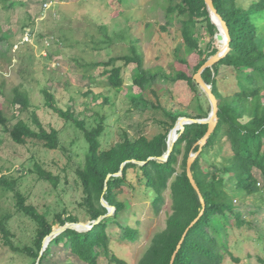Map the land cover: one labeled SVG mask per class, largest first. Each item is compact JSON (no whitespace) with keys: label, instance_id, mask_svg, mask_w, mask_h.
Instances as JSON below:
<instances>
[{"label":"trees","instance_id":"obj_1","mask_svg":"<svg viewBox=\"0 0 264 264\" xmlns=\"http://www.w3.org/2000/svg\"><path fill=\"white\" fill-rule=\"evenodd\" d=\"M116 1L121 6L132 0ZM212 1L217 13L227 24L231 41L229 53L202 73L203 80L211 85L212 93L218 100L216 128L191 167L204 207L187 178L186 162L191 152L199 151L196 143L205 135L207 125H186L168 160L159 161L157 158L167 152L169 131L177 119L185 115L163 107L159 92L164 90L165 84L186 83L194 94L192 104L189 105L194 106V114L187 117L206 118L210 107L205 109L202 106V97L205 96L195 83L194 75L207 59L222 50L224 42L217 38L218 31L210 21L204 0H169L168 5L163 7L166 23L179 24L181 42L175 47L174 56L185 66V71L172 69L165 72L158 68L154 72L145 68L140 41L130 34L131 26L126 28L129 34L127 53L83 66L87 71L101 67L107 87L119 91L123 86L124 68L134 64L133 83L140 89L135 99L146 107L149 105L152 110L163 112L169 120L164 132L151 139L141 135L131 140L124 135L122 141L109 149H102L100 138L104 128L101 124L87 129L84 121L78 120L71 109L57 106L53 95L47 90L43 91L45 106L65 122L77 127L87 143L84 164L76 170L83 194L80 207L89 221L97 220L107 213L100 202L103 198L115 208L114 214L104 218L88 232L66 230L49 243L40 257L43 240L53 228L81 220L65 211L48 220L35 207L26 204L25 197L15 189L13 181L1 178L0 184L14 191L17 211L35 224L33 245L19 248L13 245L11 234L6 229L8 216L0 217L3 245L13 252L30 256L33 259L30 264H37L39 257L38 264H99L102 256L110 263L123 264L111 251L108 228L114 223L121 239L129 243L137 241L140 236L137 226L131 227L119 222L121 214L130 206V201L121 199L119 194L124 190L129 192L131 188L135 189L128 181L131 170L135 174L136 184L143 186L147 194L150 193L149 199L155 214L160 212L166 192L171 202V213L165 228L153 235L138 264H171L173 256L172 264H222L226 255L234 259L224 238L226 223L230 219H234L233 226L239 228L255 227L257 240L264 244V228L259 229L254 221L246 218L258 215L264 211V206L261 204L252 208L245 202L249 197L259 194L264 196V190L259 188V180L264 182V34L259 27V19L264 16V0ZM117 14L122 15L123 11L118 10ZM199 20L205 21L210 36L205 50L200 48L199 37L196 35ZM162 29L165 30V27ZM100 32L94 45L103 48L114 44L115 39L107 35L106 28ZM116 36L123 40L124 32ZM48 46L43 44L49 58ZM190 56L196 57L194 65L188 63L187 57ZM13 92L11 104L18 105L20 113L29 112L31 121L18 120L11 126L0 104V126L5 133L17 145L33 142L46 150H56L60 146L59 131L55 128L47 130L43 126L36 114L38 107L30 104L26 92L18 88ZM147 93L153 95L155 102L144 98ZM171 99L174 101L173 97ZM133 160L144 164H134L131 162ZM34 168L41 180L49 181L54 187L57 185V178L43 170L39 164L35 163ZM119 172L121 176H114ZM109 175L112 176L108 178ZM58 248L63 255L57 251ZM257 259L263 263L262 259Z\"/></svg>","mask_w":264,"mask_h":264},{"label":"rangeland","instance_id":"obj_2","mask_svg":"<svg viewBox=\"0 0 264 264\" xmlns=\"http://www.w3.org/2000/svg\"><path fill=\"white\" fill-rule=\"evenodd\" d=\"M168 3L169 0H132L120 6L116 0H0V104L4 114L11 126L18 120L31 121L29 112L20 113L19 106L11 104L13 90L18 88L28 94L32 106L38 107L36 114L43 126L59 131L60 141L56 150H46L33 142L17 145L0 126V179L13 181L26 204L35 207L48 220L65 211L78 217L80 222H89L80 207L83 194L76 176V170L84 164L87 143L77 127L45 106L43 91L53 95L57 106L71 109L78 120L84 121L87 129L101 124L104 128L100 138L102 149L122 141L124 135L131 140L141 135L151 139L164 132L169 120L163 112L152 110L135 99L140 89L133 83L134 64L124 68L123 86L119 91L107 87L101 67L87 71L83 66L127 53L129 34L126 28L131 26L130 34L140 41L145 68L154 72L158 68L165 72L172 69L185 71V66L174 56L181 38L179 24L166 23L163 7ZM118 10L123 14L118 15ZM259 25L264 34V16L260 17ZM102 28H106L107 35L115 41L98 48L93 42L98 40ZM196 28L199 46L205 50L210 42L205 21L199 20ZM121 32H124L123 40L116 36ZM43 44H49V58ZM187 60L194 65L196 57L190 56ZM164 86L159 92L163 107L185 113L186 116L182 114L181 117L194 114V106H189L194 94L186 83ZM144 98L155 102L152 94H144ZM201 102L205 109L209 107L205 97ZM186 107L188 111L185 112ZM35 163L57 178L55 187L39 178ZM128 181L135 189L130 187L129 192L124 190L119 194L121 199L130 201L119 222L137 226L140 236L135 242H126L114 223L110 224L108 232L112 253L123 264H138L153 235L165 228L171 202L166 192L164 204L155 214L150 193L136 184L132 170ZM259 183L263 191L264 182L259 180ZM238 202L236 200V204ZM245 202L252 208L264 206V196L249 197ZM4 216H8L6 229L13 245L19 248L32 246L35 224L17 211L14 191L0 184V217ZM246 218L254 221L259 229L264 228V211ZM233 223L234 219L226 223L224 238L234 259L226 255L222 264H264V244L257 240L255 227L239 228ZM1 237L0 233V264H30L33 261L28 255L11 251L3 245ZM57 251L63 255L62 250L58 248ZM99 264L118 263H110L102 256Z\"/></svg>","mask_w":264,"mask_h":264},{"label":"water","instance_id":"obj_3","mask_svg":"<svg viewBox=\"0 0 264 264\" xmlns=\"http://www.w3.org/2000/svg\"><path fill=\"white\" fill-rule=\"evenodd\" d=\"M204 1L206 4V8H207V12H208L210 21L216 27V29L218 31L217 38L223 39V42H224V47L222 48V50L219 53H217L216 55L207 59L206 62L200 67L198 72L194 75V81L197 84L200 92L203 93L204 96L206 97V99L209 103L210 111H209L208 116L206 118H203V119H192V118H188V117H179L177 119L174 127L168 133V140H167L168 149H167V152L163 156L157 158L161 162H166L168 160V157L173 150L174 144L178 140L179 134L184 131V128L186 125H192V124L207 125V131H206L205 135L196 143V146L199 147V151L191 152L189 154L187 162H186L187 178H188L191 186L193 187V189L197 193L198 198H199L203 207H204V200H203V197L200 193V190H199V188H198V186L194 180L193 173L191 171V167H192L195 159L199 155L202 147L205 145L206 141L208 140V138L210 137V135L214 132V130L216 128V125L218 122V116H217V114H218V100L216 99V97L212 93L211 85H208L203 80L202 73L207 68H212L216 63H218L220 60H222L229 53L230 41H231L227 24L224 22V20L221 18V16L217 13L216 9L214 8L213 1L212 0H204ZM152 159H156V158H150L149 160H152ZM131 162L134 164H138V165L144 164V162H138V161H134V160ZM125 164L126 163H124L121 166V169L125 166ZM111 176L112 175H109L108 178H110ZM114 176H116V177L121 176V172L114 174ZM100 202L107 209V213L105 215L100 216L97 220H93V221H89V222H85V223H83V222H75V223L71 222V223H67L63 226H58V227L53 228L52 232L48 236H46L43 240V246H42V250L40 252V257L42 256V253L48 247L49 243L54 238H56L57 236H59L60 234L65 232L66 230H74V231H77L80 233H85V232L90 231L95 225L100 223L104 218H106L108 216H112L114 214V212H115L114 207L110 206L103 198H101ZM201 214H202V212H201ZM195 222H196V220L193 223H195ZM178 249H179V247H178ZM40 257H39V259H40ZM39 259L37 261V264L39 262ZM173 260H174V256L172 258L171 264L173 263Z\"/></svg>","mask_w":264,"mask_h":264}]
</instances>
